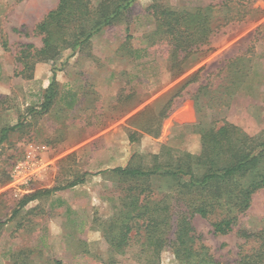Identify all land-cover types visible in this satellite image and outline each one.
<instances>
[{
  "label": "rangeland",
  "instance_id": "1",
  "mask_svg": "<svg viewBox=\"0 0 264 264\" xmlns=\"http://www.w3.org/2000/svg\"><path fill=\"white\" fill-rule=\"evenodd\" d=\"M58 1L0 0V133L18 124L0 143V264H145L134 255L139 244L116 249L111 242L117 233L111 219L131 209L136 198L164 201L172 219L191 201L215 202L210 220L235 216L234 228L215 234L210 220L194 213L196 244L215 259L234 261L244 241L241 231L264 228V185L239 211L241 190L256 181L264 158L242 174L205 186L198 183L204 168L196 164L189 182L188 176L139 177L110 169H149L188 153L199 155L204 132L224 123L237 127V147L260 151L264 17L251 10L255 1L134 0L118 19L84 40L86 23L110 1L90 0L87 16L72 17L62 27L49 23L54 46L42 53L45 32L37 25ZM154 3L176 9L213 6L207 7L208 45L187 57L180 75L177 68L170 70L173 47L157 30ZM255 4L264 6V0ZM182 55L179 48L176 60ZM53 74L56 94L44 111ZM191 76L194 81L183 86ZM82 176L81 183L21 205L35 190ZM156 263L179 264L169 245Z\"/></svg>",
  "mask_w": 264,
  "mask_h": 264
},
{
  "label": "trees",
  "instance_id": "2",
  "mask_svg": "<svg viewBox=\"0 0 264 264\" xmlns=\"http://www.w3.org/2000/svg\"><path fill=\"white\" fill-rule=\"evenodd\" d=\"M133 2L134 0H110L108 4L107 1L102 2V5L106 8H101L99 15H96L97 17L92 22L86 23L85 26L88 32L84 40L118 19L122 12L128 9ZM89 4L90 0H59L57 6L51 9L44 20L37 25L38 30L45 32L43 47L40 52L46 53L54 46V44L52 45V33L48 28L49 23H55L58 27H62L64 22H70L72 17L87 16ZM150 7L161 37H165L173 47L171 54L173 61L170 70L177 68L175 75H180L182 64L187 57L198 52L202 45H208L212 29L207 7L176 9L160 3H154ZM179 48L183 55L181 59L176 60L175 55ZM212 49V47H208L207 50ZM192 81H194L193 76L189 77L183 86ZM56 83L53 74L41 103V109L44 111L48 109L56 94ZM15 126L1 130L0 143L5 138L7 130L13 129ZM238 140L237 127L231 123H224L217 129L204 132L202 152L199 155L188 153L182 158H178L177 162L169 161L149 169L118 166L110 169V171L120 175L139 177H147L157 172L177 178L188 176L189 182L194 177L193 164H196V168H204L202 179L198 183L205 186L214 180L242 174L245 170L257 166L260 160L264 158V140L258 143L261 147L258 153L237 147L236 142ZM257 176L256 181L241 190L242 200L239 201L241 206L239 211H243L248 207L252 191L264 185V165L258 168ZM83 180L84 176L64 186L35 190L22 198L21 205L39 195H47L56 190L72 187L83 182ZM194 184L190 183L188 185L192 186ZM134 200L131 201V209L121 214L120 218L111 219V229L117 230L116 235L111 238V242L116 249L139 244L140 247L137 248V252L134 254L138 261L142 260L145 264H157L156 259L159 257L161 250L169 245L179 264H191L193 261L196 264H264V228L257 232L241 231V237L244 241L239 244L238 257L232 262L215 259L204 250V246L196 244L197 235L190 223V218L194 213H197L201 217L210 220L215 202L200 201L195 203L196 201H191L192 205L190 207L180 208L177 213L175 212L177 215L172 219L173 213H168L169 205L165 204L164 201H138V198ZM234 224L235 216L225 215L218 220H210V225L215 234L232 231ZM132 230H134L133 233ZM249 241L253 243L250 247L245 248Z\"/></svg>",
  "mask_w": 264,
  "mask_h": 264
},
{
  "label": "crops",
  "instance_id": "3",
  "mask_svg": "<svg viewBox=\"0 0 264 264\" xmlns=\"http://www.w3.org/2000/svg\"><path fill=\"white\" fill-rule=\"evenodd\" d=\"M252 1H258V0H252ZM252 1H250V2H252ZM263 1V0H262ZM244 3H247L248 2V0H245V1H243ZM255 2H253L252 4H251V6H252V8H254V9H251L252 11H254V12H257V13H261L262 14V16L261 17H264V6H262V5H256L255 4ZM201 6H204V7H213L212 6V4H210V3H207V4H203V5H201ZM243 16V15H242ZM242 16L239 18V19H243L242 18ZM254 20V19H253ZM254 21H256V19L254 20Z\"/></svg>",
  "mask_w": 264,
  "mask_h": 264
}]
</instances>
